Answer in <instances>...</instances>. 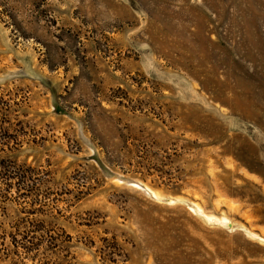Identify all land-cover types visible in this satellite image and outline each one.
Instances as JSON below:
<instances>
[{
	"label": "rangeland",
	"instance_id": "374dc122",
	"mask_svg": "<svg viewBox=\"0 0 264 264\" xmlns=\"http://www.w3.org/2000/svg\"><path fill=\"white\" fill-rule=\"evenodd\" d=\"M0 264H264V0H0Z\"/></svg>",
	"mask_w": 264,
	"mask_h": 264
},
{
	"label": "trees",
	"instance_id": "16d2710c",
	"mask_svg": "<svg viewBox=\"0 0 264 264\" xmlns=\"http://www.w3.org/2000/svg\"><path fill=\"white\" fill-rule=\"evenodd\" d=\"M20 232V231H17ZM22 238L21 241H24L25 243H30V248L22 249V247H19L20 243L16 241V238H11V244L14 251H12L11 254H13L15 257H21V255L18 252V249H22V252H24L28 258H31L29 254L31 251L39 252L43 244H47L49 247L50 245H53L52 247L55 248V242L58 241L60 238V235L57 234L54 230L48 229L47 226L44 224V222H40L39 226L34 231H28V232H21ZM67 238H69L66 235Z\"/></svg>",
	"mask_w": 264,
	"mask_h": 264
},
{
	"label": "bare ground",
	"instance_id": "6f19581e",
	"mask_svg": "<svg viewBox=\"0 0 264 264\" xmlns=\"http://www.w3.org/2000/svg\"><path fill=\"white\" fill-rule=\"evenodd\" d=\"M204 216V215H203ZM211 218V217H210ZM213 219V218H212Z\"/></svg>",
	"mask_w": 264,
	"mask_h": 264
}]
</instances>
